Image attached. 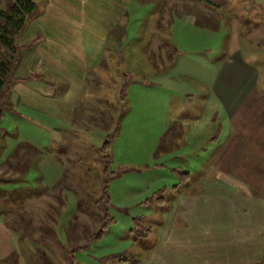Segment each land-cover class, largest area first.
<instances>
[{
  "label": "rangeland",
  "instance_id": "1",
  "mask_svg": "<svg viewBox=\"0 0 264 264\" xmlns=\"http://www.w3.org/2000/svg\"><path fill=\"white\" fill-rule=\"evenodd\" d=\"M7 1L0 0V7ZM83 1L46 2L51 7L45 17L67 18L64 23L70 24L71 34L60 36L62 45H74L68 38L81 24L79 37L88 34L83 29H89L95 41L104 35L96 46L101 51L97 61L79 76L83 95L72 116L41 114L17 103L14 93H8L2 109L0 227L10 233L11 241L10 254L0 264H139L159 243L174 198L185 188L201 189L204 177L219 176L209 165L213 147L207 140L222 136L224 129L212 132L210 125L193 121L190 132L199 135L201 147L187 144L180 126L167 138L171 152H166L164 139L156 145L168 125H180L177 116L200 119L209 112L205 98L210 77L194 70L205 66L208 73L206 62H215L232 45V27L242 57L258 68V87L264 91V0H216V8L192 4L187 8L192 15L185 16L193 19L200 9L208 21L192 26L182 15L173 19L171 29L164 23L167 12H160L170 0ZM171 1L180 11V0ZM202 28L210 29V35ZM170 30L172 39L164 42ZM165 45L177 62L170 74L156 77L155 70L169 60ZM193 49L202 52L204 61L190 54ZM42 72L41 81L26 80L36 107L49 104L44 99L49 95H63L69 84L61 73L45 68ZM187 89L193 98L182 102L181 93ZM114 134L108 151L112 163L104 173L97 148L105 136ZM182 172L189 178L183 179ZM104 188L111 221L102 238L90 242L103 222L95 201Z\"/></svg>",
  "mask_w": 264,
  "mask_h": 264
},
{
  "label": "crops",
  "instance_id": "2",
  "mask_svg": "<svg viewBox=\"0 0 264 264\" xmlns=\"http://www.w3.org/2000/svg\"><path fill=\"white\" fill-rule=\"evenodd\" d=\"M46 2L47 0H42L37 3L39 14L28 24L20 37L23 41L19 40L20 43H27L36 38L38 40L23 54L17 65L16 75L26 76L25 79L22 77V81L14 82L9 93L15 94L20 105L30 106L41 114L72 116L83 95L79 76L97 61L101 51L96 46L99 42L102 44L104 35L100 34V40L95 41L91 33L89 34V29H83L88 34L79 37L77 32L82 29L81 24L80 28H74V32H77H73L68 38L74 45H62L60 36L71 34V29L67 27L70 24L64 23L67 18L45 17L51 7L46 6ZM83 2L86 4L88 0ZM199 3H209V6L213 5L212 8L218 6L216 0H180L179 11L177 5L170 0L160 11L167 12L165 25H169L171 29L174 25L173 19L177 21L182 15L186 19H181L192 26L205 23L208 19H204L198 8L195 18L186 17L192 15L187 8ZM84 8L81 3L80 12L83 13ZM207 12L210 14L209 10ZM203 30L207 31V34L211 31L207 28ZM165 36L164 42L168 40L170 43L172 30ZM260 40L261 38L257 42ZM238 42V33L234 32L232 27V45L226 47L224 54L214 60L215 62H206L208 73L206 74L205 66L194 70L210 77L205 98L210 106L209 112L200 119L197 116H177L175 120L179 121L180 125H168L165 132L160 134L163 137L156 145L160 146L164 139L165 150L170 151L172 142H167V138L176 135L172 130L180 126L182 139L191 146L201 147L203 142L196 141L199 135L190 132L194 127L191 123L193 121H203L205 128L210 125L212 132L219 133L224 129L222 136L219 134L216 139L208 136L207 140H212L213 147L209 165L219 176L211 179L204 177L201 179V189L188 187L174 198L167 212V221L161 228L159 243L139 264H253L264 254V91L258 87V68L242 57ZM169 46L165 45L164 54L165 57L169 56V60L161 63V69L155 70L156 77L170 74L176 65L177 59H172V55L167 52L170 50ZM205 48H209V45H203V49ZM155 50L157 52L158 47ZM201 53L193 49L190 54L204 61ZM44 68L59 76L61 73L63 76L60 77L69 84L66 85L67 88L63 87L66 88L63 95H49L44 98L48 99L49 104L41 103L36 107L28 94L30 90H26V80L41 81ZM151 84L158 87L162 85L157 82ZM190 89L182 91V102L193 98L194 94ZM153 166L163 167L162 164ZM170 169L174 172L175 168ZM186 178H189V175ZM10 241V233L1 226L0 259L10 254Z\"/></svg>",
  "mask_w": 264,
  "mask_h": 264
},
{
  "label": "trees",
  "instance_id": "3",
  "mask_svg": "<svg viewBox=\"0 0 264 264\" xmlns=\"http://www.w3.org/2000/svg\"><path fill=\"white\" fill-rule=\"evenodd\" d=\"M39 6L33 0H8L5 7H0V122L4 116L5 102L12 83L22 81L23 79L16 75L17 65L23 54L36 44L37 38L27 43H20L19 39L26 30L28 24L38 16ZM120 98L123 97V88H121ZM1 130V128H0ZM1 135V132H0ZM115 136H105L100 146L97 148L104 161L103 172L107 173L112 159L108 154L110 141ZM174 172L175 169L173 170ZM185 178L187 172H182ZM110 176H112L110 174ZM183 178V179H185ZM102 196L95 201L98 211L103 222L99 231L91 236L90 242L98 241L102 238L103 233L109 225L111 218L107 214L109 197L106 188L102 190ZM160 190L155 191L158 193ZM160 198V197H159ZM98 217V216H97ZM253 264H264V254L257 262Z\"/></svg>",
  "mask_w": 264,
  "mask_h": 264
}]
</instances>
